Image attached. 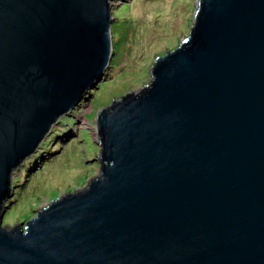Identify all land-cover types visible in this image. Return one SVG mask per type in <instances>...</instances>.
<instances>
[{
	"label": "water",
	"instance_id": "water-1",
	"mask_svg": "<svg viewBox=\"0 0 264 264\" xmlns=\"http://www.w3.org/2000/svg\"><path fill=\"white\" fill-rule=\"evenodd\" d=\"M113 1L0 0V264H264V0H197L99 109L98 174L3 224L15 171L110 67Z\"/></svg>",
	"mask_w": 264,
	"mask_h": 264
},
{
	"label": "rangeland",
	"instance_id": "rangeland-1",
	"mask_svg": "<svg viewBox=\"0 0 264 264\" xmlns=\"http://www.w3.org/2000/svg\"><path fill=\"white\" fill-rule=\"evenodd\" d=\"M110 67L86 99L61 118L30 167L13 174L3 224L24 223L58 196L87 185L98 174L96 117L100 108L148 83L159 56L189 35L197 0H114Z\"/></svg>",
	"mask_w": 264,
	"mask_h": 264
},
{
	"label": "trees",
	"instance_id": "trees-1",
	"mask_svg": "<svg viewBox=\"0 0 264 264\" xmlns=\"http://www.w3.org/2000/svg\"><path fill=\"white\" fill-rule=\"evenodd\" d=\"M91 93V92H90ZM45 146H41V148L38 150L37 154L35 156H33L32 158H30L28 161L25 162V164L23 165V167H30L29 164H33L38 158H39V154L42 152L43 148ZM26 167V168H28Z\"/></svg>",
	"mask_w": 264,
	"mask_h": 264
}]
</instances>
